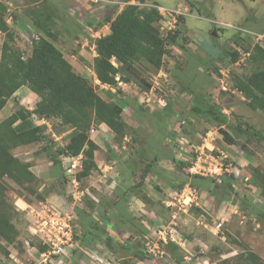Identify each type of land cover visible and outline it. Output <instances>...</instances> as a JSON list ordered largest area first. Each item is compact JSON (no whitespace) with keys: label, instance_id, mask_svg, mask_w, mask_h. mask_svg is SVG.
<instances>
[{"label":"rangeland","instance_id":"rangeland-1","mask_svg":"<svg viewBox=\"0 0 264 264\" xmlns=\"http://www.w3.org/2000/svg\"><path fill=\"white\" fill-rule=\"evenodd\" d=\"M3 1L11 7V10L7 11L6 19L12 17L15 12H20L18 19L14 17L15 20L12 19L9 22L16 33V39L12 44L21 48L25 56H28L31 52L32 40L36 36L44 35L39 33L36 22L37 19L38 21L42 19L39 14L37 15L39 13L37 9H41L42 3L36 4L35 0ZM151 1H156L162 8L160 10L164 16L158 24L162 34L167 35L170 30L181 29L180 42L186 45L187 50L173 45L171 54L165 58L163 68L156 69L146 61L135 62L134 71L119 73L116 85L106 84L104 87L99 85L89 70L94 69L93 63H90L92 61L88 59L83 63L77 54L76 61H81L83 67L87 65L84 67L86 69L84 72H87L86 77L96 91L106 100L117 102L124 107L123 117L129 129L122 138L117 135L112 136L109 129H106L107 132L105 129L98 132L100 126L98 121L94 122L92 127L95 131H90V135L100 144L99 149L95 151L98 167L89 176L79 180L76 175L82 168L81 164L76 166L73 172L67 173L68 160L60 155L63 178L53 172L51 165V157L66 145L71 128L62 125L55 118L42 123L44 138L36 145L38 147H34L36 152L40 153L36 157L42 159L37 163L36 158L28 160L23 158L25 161H31L32 168L38 172L39 176L34 182L26 185H18L10 178H5L8 184L7 200L14 209L12 220L17 227V237L13 243H8L0 236V264H109V262L119 264L123 262L124 259L131 257L124 246H131L132 243L137 242L141 234L129 225L128 229L122 225L123 229L121 227L116 229L115 222L105 219L101 212L97 211L94 214L101 224L98 234L101 232L102 234L92 237L94 245L84 246L80 242L82 228L77 215L85 209L88 213L93 206L101 210L105 209L106 204H109L110 211L113 210V213L119 214L117 207L112 205L119 200L118 193L125 191L131 185L135 186L130 188L132 191L150 192L156 200L154 202H158L151 208L157 212L156 218H159V221L150 232L157 229L161 221L164 223L175 221L177 231L191 240V243L186 245V249L187 253L193 254L196 258L195 262L197 260L201 261L197 262L199 264L238 262L244 246L237 244L235 240L246 244L264 257V219L258 222L259 217L255 214L249 215L248 209H244V203L238 201L241 195H245L255 204H264V199L259 193L260 189L248 179L256 166L264 169V135L260 139L254 137L249 145L244 146L242 137H237V142L234 144H227L215 122H206V131L203 132L202 128L200 131L194 128L195 135L193 132L192 135L196 139L191 140L183 133L184 131L181 132L184 126L192 130L190 126L193 123L195 125L200 116H196L190 108L195 93L205 96L211 105L224 108L226 112H223L233 126L239 123L246 126L249 121L254 130L264 132V112L252 110L247 105L246 99L241 96V92L234 87L235 76L246 77L251 64L247 62L246 68L245 60L233 65L219 59L223 50L227 60H231L232 50L234 48L236 50L239 46L237 43L234 44L237 34L243 38L240 40L243 47L250 41L252 43L247 33L264 32V0ZM190 2H194V5L191 6ZM115 5L121 4L115 3ZM15 6H18L16 10ZM118 9L113 10L111 17ZM238 27L244 28V34L237 31ZM214 30L215 36L212 35ZM5 37V34L0 32V57ZM76 38L80 36L64 34L57 45L67 52V55H71L77 50ZM86 49V55L93 58L89 53L90 47L87 46ZM223 66L230 68L232 72V79L228 81L226 90L220 87L217 78V72H220ZM173 71L180 75H175ZM187 86L193 92H189ZM14 95L17 99L18 94L14 93ZM126 97L132 103L137 100L142 106L140 111L133 114V108L126 106L122 101ZM147 97H150L149 100ZM164 99L174 101V110H177L179 106L185 109L184 116L180 115L177 119L172 116V120L168 121L165 116ZM24 104H26L25 101ZM20 105L25 109L23 104ZM1 117L0 114V119ZM159 126L169 132L175 129L178 134L159 142ZM223 127L235 134L231 127ZM151 142L159 146L160 152L157 158L155 155L158 150L151 148ZM208 142L214 145L210 146ZM195 144L197 145L194 146ZM173 153L179 161L185 159L193 162L192 166L184 170L209 178L208 186L212 192L201 187H191L188 184L177 191L185 175L181 168L180 171L176 169L178 165L172 160ZM213 155L217 159H212ZM234 155L244 156L245 161L248 160L246 161L248 165L244 166L245 169L238 159H234ZM194 158L196 159L193 161ZM196 161L201 163V167L194 165ZM149 166H151L150 173L148 172L143 181V172ZM203 166L206 169H203ZM226 167L227 170H225ZM203 172L206 174H202ZM230 179L232 184L234 183L232 188L227 186ZM171 182L178 187L171 185L172 188H168ZM165 188L168 191L164 192ZM222 188L226 193L223 194ZM191 193H194L195 197L192 198ZM190 197L192 199H189ZM162 198L170 199L167 204L171 205L168 207L161 202ZM127 208L128 210H125L128 213L134 212L137 216L142 212L135 201L131 202ZM235 209L236 212H234ZM56 211L68 219L75 244L71 252L64 248L67 244L61 242L60 253H50L48 248L46 254H43L42 244L50 242L47 237L48 218ZM201 213L202 219H200ZM221 220L223 223L218 228L217 224ZM257 222L260 223L258 227ZM107 235H110L112 239L108 240ZM107 240L110 248L105 245ZM46 244L48 246V243ZM167 249L176 260H180L181 251L178 255L169 247ZM95 250L100 251L99 257L94 254ZM145 262L151 264L149 261Z\"/></svg>","mask_w":264,"mask_h":264},{"label":"trees","instance_id":"trees-1","mask_svg":"<svg viewBox=\"0 0 264 264\" xmlns=\"http://www.w3.org/2000/svg\"><path fill=\"white\" fill-rule=\"evenodd\" d=\"M137 1L146 3L148 0ZM153 4L155 6L128 3L113 19L111 17L113 10L115 8L118 9L119 6L115 5L111 10L106 19L110 21V32L94 40L97 56L94 58L93 68L97 79L101 83L110 86L116 85L119 73L128 70L134 71L136 69L135 62L146 61L156 69L163 68L165 58L171 54L173 45L187 50L186 45L180 42L181 29L176 28L170 30L167 35L162 34L158 24L163 16L158 7H156L158 3L154 1ZM190 5L193 6L194 2H190ZM7 11V4L0 1V31L6 36L2 43L0 57V110L7 104L15 91L23 85H27L39 96V100L32 110L23 109L22 112L18 110L0 121V236L8 243H13L17 237V227L12 220L13 206L7 200L8 184L5 178H10L18 185H26L27 183L34 182L37 176H39L38 172L32 168L31 161H25L15 154L17 148L39 143V141L43 140L44 128L42 125L33 123L34 117L46 118L47 120L55 118L62 125L71 128L70 134L67 137L69 138L68 142L51 157V165L53 172L63 178L62 162L59 156L78 157L82 155V168L76 175L79 180L89 176L98 167L95 160V151L99 149V145L90 135V131L94 129L92 127L94 122L98 121V124H107L115 135L122 138L127 133L129 125L123 117L124 107L117 102L108 101L103 98L89 82V79L74 69L71 62L64 56L63 51L53 41L56 35L51 31L49 24L45 22L46 20L38 21L37 19L36 22L38 27L41 28L40 30H43L50 38L44 35L34 38L32 40L31 52L28 56H25L21 48L14 46L12 42L16 39V33L6 19ZM248 37L252 39V43L250 41L248 45H243V48L240 41L243 38L240 34H237L234 44L237 43L239 47H242L241 50L238 51L234 48L230 54L232 58L229 61L221 49L222 54L220 53L219 59L225 63L230 62L235 65L242 57V53H249L244 59L247 65L246 68L248 67L247 62L251 64L249 74L246 77L236 75L234 87L245 97L247 105L252 110L264 112V42L256 41L253 34H248ZM213 39H216V37H213ZM173 73L180 75V73H176L175 71ZM217 73L220 75L219 72ZM187 90L193 92L188 86ZM122 101L126 106L129 105V107L133 108V114H136L142 108L137 100L132 103L126 97ZM164 107L165 116L168 121L172 120V116H175L177 119L180 115L184 116L185 114V109L180 106L177 110H174L175 104L172 100H167ZM190 108L191 112L196 114V116H201L197 118L195 125H193L194 123L192 124L195 130L200 131L202 128V132L206 131L205 123L215 122L219 126V132L222 133L223 140L227 144H234L237 142V137H242L244 139L242 145L245 146L249 145V142L254 137L260 139L264 135V132L254 130L249 121H247L248 124L246 126L240 123L233 126L230 120H228L227 115L222 111V108L211 105L208 99L201 94L195 93L194 101L190 105ZM20 115L27 117L25 122H20ZM223 126L231 127L235 134L229 132ZM195 130L186 129L184 126L181 132L184 131L183 133L192 140L194 138L192 132L195 135ZM158 131L160 132L159 142L164 141L167 137H174L173 135L178 134L175 129L169 132L163 130L160 126L158 127ZM151 148L158 150L159 146L151 142ZM159 152L160 150L156 153V158L159 157ZM172 160L178 165L177 170L179 169L180 171V168L183 170L185 179L179 187L172 182L170 185L175 188L178 187V190H181L183 185L188 184L191 187H201L210 191L208 186L209 178L184 170V168L187 169L192 166L193 162L185 159L179 161L174 153ZM150 167L144 170L143 181L147 177L148 172L150 173ZM249 179L255 186H260V196L264 199V169L256 166ZM140 183L142 184L143 182ZM227 186L232 188V179L227 182ZM133 187L135 186L131 185L130 188ZM221 190H223V194L224 192L226 193L223 188ZM142 196L147 202L153 201V197L148 196L146 192ZM238 200L244 203V209L252 211V213L259 217V222L264 219L263 203L255 204L245 195H241V199L239 198ZM114 207H117L120 213L119 217L121 221L119 222L121 223L119 224L115 220L113 210L110 211L109 204H106L105 209L102 210L98 209L97 206H93L88 213L86 209L82 213L79 212L77 216L82 228L80 242L84 246H92L94 245L92 237L102 234V232L98 234V231L101 230V224L94 214L97 211L101 212V215L105 219L113 220L116 229L120 228L121 225L124 226L125 223H131L134 227L138 228L141 235L137 239V242H135L136 244L132 243L131 246H124L126 251L131 254V257L119 263L136 264L137 259L145 258L146 255L142 248L144 245L143 240L146 235L151 236L153 231L150 234L147 233L150 229L149 225L144 224L121 206L115 204ZM121 228L123 229V227ZM106 238L108 240L112 239L110 235H107ZM184 238L188 243H191V240H188L187 237L184 236ZM108 240L107 243L105 242L107 247H109ZM235 242L244 246L243 252L240 254L238 262L233 263L228 261L226 264H264L263 255L238 240H235ZM112 243H114V240H112ZM41 247L43 252L48 249L46 243L42 244ZM167 247L173 252L176 251L178 255L181 251L179 256L183 255V251L175 243L171 242Z\"/></svg>","mask_w":264,"mask_h":264},{"label":"crops","instance_id":"crops-1","mask_svg":"<svg viewBox=\"0 0 264 264\" xmlns=\"http://www.w3.org/2000/svg\"><path fill=\"white\" fill-rule=\"evenodd\" d=\"M0 1H3V0H0ZM35 1H36L35 2L36 4L42 3L41 9L40 8L37 9V11H39V13H37V15L39 14V16L43 20H46L45 22L49 24L51 31L56 35V38L53 39V41L55 42L56 45H57V42H59L60 37L63 38L64 34H71L74 36H80V38H78V39L76 38V42H75V45H77L76 46L77 50H75V52L72 53L71 55H67V52H65L62 48H60V47L59 48L63 51L64 56L74 66L75 70L86 76L87 72H84L86 70L84 67L87 65H84V67H83V64L81 63V61L83 63H85L89 59L92 61L90 63L94 64V58H95V56H97L96 44H95L94 40L97 37H100L102 35H106L110 32V21H109V19L108 20H106V19L108 18V15L110 14L111 10L115 7V5H108L105 8H100L96 5H93L91 3V0H35ZM122 2H124V1H122ZM132 2H134V0ZM147 2L153 3L154 1L148 0ZM17 7L18 6H15L14 9L16 10ZM124 7H125V5L121 4L119 6V9L116 12V14H118ZM9 10H11V7H8V11ZM18 13L15 12V14L12 17L7 19L8 23L11 22L12 19L15 20L14 17H16V19H18L20 12L18 11ZM116 14L113 15L112 19L116 16ZM40 29L41 28H39L38 30H40ZM39 33L44 34V36H46V37H49L43 32V30H40ZM87 46L90 47L89 53L92 54L93 58H90L88 55H86L87 54V52H86ZM77 54L81 57V59H82L81 61H78V62L76 61ZM80 67L82 68V70ZM89 70H91V72L93 73V75L95 77V80L99 83V85L104 87V85H106V84L101 83L97 79L94 69H89ZM15 94H18L17 99H16V96L13 94V96L9 98L7 104L0 110V114L2 115L0 121H2L7 116H9L10 114H12L18 110H20L19 112H22L23 110H21V109H23V108L20 104H23V107H25V109L32 110L35 107L37 101L39 100V96L34 91H32L27 85H23L20 88H18L15 91ZM241 96L243 97V95H241ZM24 101L26 104H24ZM5 113H6V115H5ZM26 118L27 117H25L24 115H20L19 120H20V122H25ZM45 120L46 119L34 117L33 123L36 125H43L42 123H44ZM99 126H100V129L97 130L98 132H99V130L102 131L105 129V131H106V129L107 130L109 129L108 131H110L111 135L115 136V133L108 127L107 124L100 123ZM190 127L192 128V130L194 129V127H192V126H190ZM96 132H94V133H96ZM91 137L94 138L92 135H91ZM68 140H69V138L66 139V143L68 142ZM37 144L38 143H34L32 145L19 147L15 150V154L22 159L24 158L25 160L36 158V161L38 163V161L42 158L36 157V156L40 155V153L36 152V150L34 149V147ZM97 144H98V142H97ZM208 144L210 146L214 145L212 142H208ZM98 145H100V144H98ZM196 145L197 144H195L194 146H196ZM36 147H38V146H36ZM27 157H29V158H27ZM233 157H234V159H238V161L242 163L243 167L245 165H248L246 162L248 160L245 161L244 156L234 155ZM244 169H245V167H244ZM250 174H252V173H250ZM249 177H248V179H249ZM169 184H171V183H169ZM233 185H234V183H233ZM168 188H172V186L169 185ZM257 188L260 189L259 190V193H260V191H261L260 186H258ZM166 191H168L167 188L164 189V192H166ZM177 191H180V190L177 189ZM145 192L146 191H144V190H142V191L138 190L137 192L132 191L130 189V187H128L127 189H125V191L118 193L119 200L115 201V204L121 206L124 210L125 209L128 210L127 207L129 206V204H131V202L135 201V203L140 206V209L142 210V212H140V214H138V216L134 212H132L130 214L137 217L144 224L149 225L150 229L147 233H150L151 229L153 227H155V224L157 223V221H159V218H156L157 212L154 211V208H151V207L156 206V204H158V202H153V201H156V200H154V198H153V201L147 202L144 199V197L142 196V194H145ZM146 193L148 196L150 195L151 197H153V195H151L150 192H146ZM167 193L169 194V192H167ZM153 194H155V193H153ZM158 198L159 197L157 196V199ZM169 200H167V198L166 199L162 198L161 202L165 203L169 207L171 205V204H167L170 202ZM238 203H240V202H238ZM115 204H113V205L115 206ZM126 204H127V206H125ZM236 211L237 210L235 209L234 212H236ZM240 211H241V209H240ZM145 213H147V214H145ZM119 214L114 213L115 220L117 222L121 221ZM248 214L251 215L254 213H252V211L248 210ZM201 217H202V213H201L200 219H202ZM243 217H245L244 214H243ZM221 221L223 223V220H221ZM112 222H114V221L112 220ZM258 222L256 225L257 227L260 225V223H258ZM128 225L131 226L132 228H135V230H137V232L139 234H141L140 231L138 230V228L134 227L131 223H125L124 224V226L127 229L129 227ZM206 225L207 224H205V226ZM207 226H209V224ZM97 252L99 253L100 251H97ZM136 264H146V262L144 261V259H137Z\"/></svg>","mask_w":264,"mask_h":264},{"label":"built area","instance_id":"built-area-1","mask_svg":"<svg viewBox=\"0 0 264 264\" xmlns=\"http://www.w3.org/2000/svg\"><path fill=\"white\" fill-rule=\"evenodd\" d=\"M91 2L95 5H98L99 7L103 8L107 4L115 3L114 0H91ZM125 4V3H123ZM255 40L256 41H263L264 42V33H255ZM248 53H243L242 57L240 58L237 63L240 61H244L245 56ZM231 73L230 68L223 66L220 69V75H218V81L220 82V87L223 90L227 89L228 81L230 80ZM150 98V97H149ZM147 97V100H149ZM94 131V129H92ZM212 159H217L213 155ZM197 163H199L197 165ZM81 164L80 160L74 157H69V162L66 166V172L70 173L73 172L77 165ZM197 167H201V163L196 161V164H194ZM222 169V166L220 167ZM203 169H206L203 166ZM228 168L226 167L225 170ZM209 171H212L209 169ZM202 174H206V172H203ZM191 197H195L194 193H191ZM189 199H192V198ZM67 217V216H66ZM175 222L170 223H164L160 222L157 229L153 230L152 235H146L144 238V245L142 246L143 251L145 252V261L151 262V264H199L201 261L197 260L194 261L196 258H194L193 254L187 253L188 250L186 249V245L188 244V241L184 238V236L181 235L177 231V228L174 224ZM48 228H47V237L49 238L48 241V251L54 254L60 253V250L62 249V246L60 243H66L67 245L64 247L67 249L68 252H71L74 247V241H73V234L72 229L70 228V223L68 222V219L61 216V213L56 211L54 215H49L48 218ZM222 225V221L218 222L217 227L219 228ZM40 231V230H39ZM175 243L179 246V248L184 251V254L181 256L180 260H176L172 254L168 251L167 246L171 243ZM95 255L99 254L97 251H94ZM43 254H46V251H44ZM206 261V260H204ZM199 262V263H197ZM109 264H111L109 262Z\"/></svg>","mask_w":264,"mask_h":264},{"label":"clouds","instance_id":"clouds-1","mask_svg":"<svg viewBox=\"0 0 264 264\" xmlns=\"http://www.w3.org/2000/svg\"><path fill=\"white\" fill-rule=\"evenodd\" d=\"M133 0H130V1H124V2H118V1H116L115 3H120V4H123V3H125L124 5L126 6L128 3H132V4H139V5H145V6H155L153 3H148V2H146V3H140L139 1H137V0H134V2H132ZM92 3V2H91ZM115 3H111V4H107L106 6H108V5H115ZM93 4V3H92ZM93 5H95V4H93ZM96 6H98V5H96ZM105 6V7H106ZM99 7V6H98ZM105 7H103V8H105ZM156 7H158V9L160 10V9H162L161 7H160V5L158 4V5H156ZM101 8V7H100ZM160 12L162 13V11L160 10ZM162 16H164V14L162 13ZM215 31V30H214ZM237 31L238 32H241V33H243L244 34V28H242V27H238L237 28ZM1 32V31H0ZM249 32V31H248ZM255 33H258V32H255V31H250V33H247V35L248 34H253V35H255ZM262 33H264V32H262ZM212 35H213V33H212ZM213 36H215V35H213ZM256 36V35H255ZM37 37V36H36ZM238 51H240L241 50V47H239L238 46V48H236ZM243 54V53H242ZM249 55V53L245 56V58L247 57ZM244 58V59H245ZM220 73V72H219ZM217 78H218V75H217ZM244 97V96H243ZM245 98V97H244ZM165 100V104H166V99H164ZM165 104H164V106H165ZM222 111H225V109L223 108L222 109ZM226 112V111H225ZM224 112V113H225ZM42 119H46V118H42ZM48 122V120L46 119L45 120V122L44 123H47ZM94 131H95V129H94ZM91 132H92V130H91ZM63 156H65V158L68 160L67 162H69V157H73V156H66V155H63ZM74 158H77V159H79L80 160V163H81V158H82V155H80V156H78V157H74ZM81 165H82V163H81ZM78 166V165H77ZM233 173H234V171H233ZM237 175V174H236ZM120 264V263H119Z\"/></svg>","mask_w":264,"mask_h":264},{"label":"water","instance_id":"water-1","mask_svg":"<svg viewBox=\"0 0 264 264\" xmlns=\"http://www.w3.org/2000/svg\"><path fill=\"white\" fill-rule=\"evenodd\" d=\"M213 35H216V32L215 31H213Z\"/></svg>","mask_w":264,"mask_h":264}]
</instances>
